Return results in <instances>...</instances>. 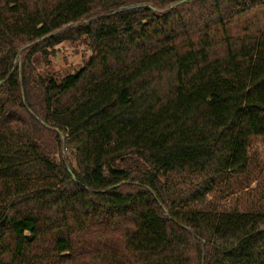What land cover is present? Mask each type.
Returning a JSON list of instances; mask_svg holds the SVG:
<instances>
[{
	"label": "trees",
	"instance_id": "trees-1",
	"mask_svg": "<svg viewBox=\"0 0 264 264\" xmlns=\"http://www.w3.org/2000/svg\"><path fill=\"white\" fill-rule=\"evenodd\" d=\"M179 1L0 0V264H264V0Z\"/></svg>",
	"mask_w": 264,
	"mask_h": 264
},
{
	"label": "rangeland",
	"instance_id": "rangeland-1",
	"mask_svg": "<svg viewBox=\"0 0 264 264\" xmlns=\"http://www.w3.org/2000/svg\"><path fill=\"white\" fill-rule=\"evenodd\" d=\"M26 47V46H23ZM50 53L35 55L33 61L38 73L61 79L68 74L79 71L92 54L89 42L84 38L78 41H64L48 49ZM254 173L257 180L246 190L234 194L221 192L220 200L212 199L220 209H253L264 211V144L259 140L252 142Z\"/></svg>",
	"mask_w": 264,
	"mask_h": 264
},
{
	"label": "water",
	"instance_id": "water-1",
	"mask_svg": "<svg viewBox=\"0 0 264 264\" xmlns=\"http://www.w3.org/2000/svg\"><path fill=\"white\" fill-rule=\"evenodd\" d=\"M186 1L187 0H182V1H179L177 3H174L169 8H173V7H175L177 5H180V4H182V3L186 2ZM141 6H143V5L142 4L132 5V6H127L125 9H133V8H138V7H141Z\"/></svg>",
	"mask_w": 264,
	"mask_h": 264
}]
</instances>
